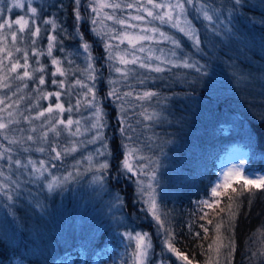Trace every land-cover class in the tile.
<instances>
[{
  "label": "trees",
  "instance_id": "trees-1",
  "mask_svg": "<svg viewBox=\"0 0 264 264\" xmlns=\"http://www.w3.org/2000/svg\"><path fill=\"white\" fill-rule=\"evenodd\" d=\"M242 2L245 6L233 11V0H207L210 5L221 8L224 15L220 19L226 23L230 21L231 32L219 22L212 31L209 22L197 17L195 23L202 40L200 51H196L182 34L170 30L171 35L181 39L183 48L178 50L181 56L187 54L190 62L198 61L204 66L201 72L172 65L162 73L133 67L135 72L129 74L127 81H121V74L113 69L114 60L109 59L104 38L92 31L95 26L90 19H74L73 0H47L43 6L37 5L36 21L42 31L39 37H30L26 32L24 48L29 50V64L31 68L44 66L46 83L39 86L42 91H61L59 99L66 106L76 107L77 96H80L81 104L77 108L83 113L91 109L86 103L91 95L85 98L86 88L75 85L74 81L80 78L94 87L104 113L102 131L109 150L107 193L98 194L97 186L91 183L92 173H85L63 190L50 194L39 182L30 183L26 174L16 172L13 178L23 183L11 214L1 197L0 217L3 220L7 216L8 221H14V227L0 226V264H121L129 260L130 254L124 249L126 238L121 234L125 231H148L155 250L161 248L164 233L146 211L147 205L140 201L135 176L129 179L122 168L129 148L139 149L134 154V165L140 162L141 156L159 162L157 191L161 219L165 221L164 227L175 234L173 243L180 252L194 263L206 264L211 260L214 264L216 253L208 247L216 236L214 226L223 222L221 232L228 236L231 223L236 243L232 264H264V256L255 255L264 249V192L256 190L236 200L232 208L236 215L231 221L227 196L219 198L220 204L214 208L205 206L203 212L197 204L211 197V188L220 179L221 162L237 149L247 152V173H264V139H261L264 135V0ZM81 16L88 15L81 12ZM48 18H54L61 26L55 33L51 25L43 23ZM50 33L58 35L62 41L56 43L52 57L46 53V37ZM31 39H36L37 44L31 45ZM84 42L91 45L94 81H89L83 71L88 64L80 47ZM18 44L16 42V46ZM32 47L45 54L32 55ZM14 56L20 59L22 53H14ZM54 57L60 59L64 76L52 75L56 69L51 63ZM35 75L38 77L41 73ZM53 78L63 80L65 87L52 84ZM139 80L144 83H138ZM25 82L24 95L29 102L19 105V111L24 114L39 95L35 91V79H25ZM9 83V89L0 88V97L11 96L20 86L19 80H9ZM114 87L121 94L119 100L109 97ZM144 91L157 95L150 100H139L137 94ZM126 92L132 95L123 96ZM56 102V97L40 99L38 108ZM144 109L150 113L154 111L158 118L144 119L141 115ZM25 124L29 125L27 121ZM23 126L21 120L10 127ZM63 136L51 140L64 144ZM7 143L4 141L5 145ZM14 147L19 149L21 159L35 157L34 152ZM92 151L94 144L71 156L81 157ZM13 156L17 158V153ZM114 195H119L123 201L122 210L115 213L122 219V226L113 222L109 211ZM37 204L43 205V210L36 207ZM204 212L208 215L201 219ZM208 220H212V224H208ZM201 224L208 228L207 234ZM197 232L199 237L195 236ZM219 259L220 264H225L223 250Z\"/></svg>",
  "mask_w": 264,
  "mask_h": 264
},
{
  "label": "snow or ice",
  "instance_id": "snow-or-ice-1",
  "mask_svg": "<svg viewBox=\"0 0 264 264\" xmlns=\"http://www.w3.org/2000/svg\"><path fill=\"white\" fill-rule=\"evenodd\" d=\"M29 6L28 11L33 14L32 17L25 18V16H18L15 20L4 19L6 13H11L13 8L25 7L23 0H0V29H7L8 35L0 32V88L9 89V80L24 81L25 79H35L37 82V88L35 91L39 93L36 99L38 104L40 99H50L52 97L57 98L55 104H49L46 108L39 110L35 113V117L32 115H24L23 112L19 111V105L25 100L24 96H19L18 99L13 100L12 97H16L17 93L21 91L18 86L15 91L11 93V96L0 97V136L3 140H0V161L4 162L0 164V197H3L6 203L4 207L9 209L11 214V208L15 207L16 200L19 198L20 190L22 188V181L20 179H14L16 172H20L21 175L27 176L30 183L44 182V186L48 192H54L56 190H63L64 187L74 181H77L85 173H92L91 183L95 184L98 194L107 193L108 176L107 172L110 167L107 155L108 146L105 142L106 138L103 135V128L105 124L103 122V109L100 107L99 101L96 99L95 90L93 86L85 84L84 80L76 78L74 84L86 88L87 91L83 93L86 98L91 95V99H86L87 105L94 109L92 116L94 122L86 129L87 131L95 130V134L86 143L95 144L98 141L102 147L97 149L96 152L89 153L86 158L81 160H75L70 169H65L60 175L53 174V169L57 168V162L63 165L65 159L72 154L78 152L81 146L86 147L85 142H77L71 140L68 143L61 144L59 140H49V133H54L55 137H60L62 134L60 125L65 126V129L70 136L81 135V127L79 120H73L69 117L67 120L61 118L62 113L65 111L71 112L73 107L65 108L64 104L60 102L62 96L61 91L55 92H44L39 86L46 83L44 73V66L39 68H31L29 64V50L27 47L21 48L16 46V42L19 38L18 33L27 34L30 37H39L41 34V27L35 19V15L38 13L36 7L31 6V0H28ZM74 4V19L80 21L82 19H90V22L94 27L92 31L101 38H106L108 43L105 44V48L108 49L109 59H118L120 65H136L139 64L141 68L149 69L155 73H162L166 69L161 65H172L174 67L194 68L197 72H201L203 65H200L198 61H191L187 54L181 56L178 50L183 48L181 39L175 35H170L164 31L160 26L167 25L172 29H176L177 32L182 34L183 37L187 38L191 42V46L196 50H201L202 40L200 30L196 26V18L202 17L204 21L209 22V27L212 31H215V24L219 22L224 28L231 32L229 27L230 21L225 22L220 19L224 13L220 7H215L207 3V0H125V2H116V0H89L87 7L91 8V15L82 17L81 16V0H73ZM245 6L242 0H233L232 9L233 11L238 8ZM112 9L113 13L110 14L105 12L104 9ZM117 10H124V16H117L115 12ZM127 10H135V14L128 12ZM195 13L196 16H193ZM105 21H114L116 25L124 26L123 31H118L115 27L108 28L105 30ZM158 22V24L156 23ZM45 25H51L52 33H55L58 27L54 18L44 19ZM13 25L16 27L13 29ZM135 31H131V30ZM82 35V33H81ZM47 49L46 53L49 57L53 56V48L56 43H62L59 41L58 35L48 34L47 35ZM12 41V44L7 43L8 40ZM112 41H118L117 44H113ZM127 41L131 48L125 50L123 53L116 51L113 53L114 48H119L120 44H124ZM155 41V42H167L171 45V48L167 53L163 48L159 49L160 54L157 55L156 51L149 46H145L142 42ZM31 45H36L37 40L31 39ZM86 54L88 61L86 69L83 71L87 73V79L94 81L96 79L93 74L95 71L94 64L92 61L94 57L91 54V45L88 42H84L80 45ZM63 51V49L61 48ZM32 55L39 57L45 54L44 51L39 50L36 47L31 48ZM137 52L146 54L144 56L137 55ZM14 53H22V59L24 63L20 62V59L15 58ZM131 56V59L128 57ZM9 63H5V61ZM39 63V61H37ZM53 65H56L55 72L52 73L55 76L59 73L61 76L65 75V70L61 67V61L59 58H53L51 60ZM23 69L22 72L19 70ZM117 73H121V81H127L129 74L135 72L134 68L127 67H115ZM36 72H40L41 75L38 77L35 75ZM52 84H58L60 88L65 87L63 80L57 81L55 78L51 81ZM116 84L117 81H112ZM138 83L143 84L144 80H139ZM27 87V84L23 85ZM110 96L121 99V94L117 88H113ZM123 96H131L132 92H126ZM157 93L153 91H144L142 94H137L139 100H150L156 96ZM6 101H10L6 103ZM81 104V97L77 96L76 107ZM31 107V104L29 105ZM144 119L152 121L158 118V114L149 112L144 109L141 113ZM42 123L38 126L40 129L39 135L37 133V126L34 125L33 121L41 119ZM21 120L27 121L30 125L28 134L24 135L25 129L17 128L12 129L10 126L18 125ZM76 125L75 131L73 132L72 126ZM130 127V126H129ZM123 132L124 129H121ZM20 133V135H17ZM261 139H264L262 135ZM7 141V145L4 144ZM37 144L35 151L40 153H47V159H41L36 161L31 156L25 159L19 158V149L14 146H19L24 152L31 151V145ZM139 149L129 148L122 161V168L128 178L131 179L135 176V182L137 185V192L139 199L147 205L146 211L151 214V217L156 221L157 227L163 230L164 233V244L168 253H170L179 264H194L193 260L180 252L174 246L175 234L170 228H165V221L161 219V212L159 207V196L160 193L157 191L159 188V178L157 171L159 168L158 160H153L150 157L139 158L140 162H132L135 159V153ZM17 153V158H14L13 153ZM97 157H104L103 160H98ZM144 161H148L144 163ZM246 161L240 160V163L233 164L226 170H222L220 173L219 181L211 188V197L208 200L198 201L197 204L200 207L201 212L204 211V207L211 209L220 204L221 197L227 196L229 200V221L235 218L236 213L232 211L233 204L236 200L246 195H252L256 190L264 192V173L252 172L247 173L244 165ZM50 177V179H49ZM233 184H238V187H233ZM231 189V194L229 193ZM237 208L239 205H236ZM36 207L43 210V205L37 204ZM123 201L119 195H114L109 205L110 214L113 216V222L117 226H122L123 221L120 217L116 216L115 213L122 210ZM221 211H224L221 209ZM207 212L201 219L207 217ZM208 224H212V220L207 221ZM7 225L14 227V221H8L7 216L3 220H0V226ZM204 233H208V228L201 224ZM223 222L216 223L214 226L216 236L215 239L209 244V249L214 250L216 253V260L214 264H220V255L222 254L225 259V264H232V259L236 249V243L234 240V229L229 223L227 229L229 235L225 236L221 232ZM122 237L126 238L132 251L129 254V260L127 262L121 261V264H150V257L152 255L153 244L151 235L148 232H133L125 231ZM196 237L200 236V233H195ZM255 255L264 256V249L258 250ZM251 259V258H250ZM160 264H164L163 261ZM206 264H213L211 260L207 261Z\"/></svg>",
  "mask_w": 264,
  "mask_h": 264
},
{
  "label": "rangeland",
  "instance_id": "rangeland-1",
  "mask_svg": "<svg viewBox=\"0 0 264 264\" xmlns=\"http://www.w3.org/2000/svg\"><path fill=\"white\" fill-rule=\"evenodd\" d=\"M23 2L25 4V7L23 9H21V8H13L11 13H6L5 14L4 19L15 20V18L18 17V16H25L26 19L29 18V17H32L33 14H31L28 11V6H29L28 0H23ZM110 2H111V0H110ZM116 2L123 3V2H125V0H116ZM45 3H47V0H31V6L36 7L38 9V11H39V8L37 7V5L43 6ZM88 3H89V0H81V6H82V9H83L81 12L87 14L90 17L91 8L87 7ZM104 11L108 12L110 14L113 13V10L112 9H108V8H105ZM127 11L131 12L132 14H135V10H127ZM14 12H16L15 15H13ZM37 14L35 15V19H36ZM125 14L126 13H125L124 10H117L115 12V15H117V16H124ZM0 22H3V21L0 20ZM156 23L158 24V22H156ZM15 27L16 26L13 25V29ZM95 27H98V25L95 26ZM111 27H115L118 31H123L124 30V26L116 25L114 21H105V30L107 31V29L111 28ZM160 27L164 31H166L168 34H170V35H171L170 30L177 31L176 29H172L171 27H169L167 25H161ZM131 31H135V30L133 29ZM0 32H3L5 35H8V30L7 29H0ZM25 35H26V32L24 34L18 33V37L22 36V38H19L17 40V42L19 43L17 47L24 48L25 41H26ZM104 41H105V44L108 43V40L106 38H104ZM9 42H11L10 39L7 41V43H9ZM112 43L115 45V44L118 43V41H112ZM142 43L146 47L151 45V47L156 51L157 55L160 54L159 49L163 48L165 50V53H167L169 51V49L171 48V45H169L167 42H159L158 43V42H155V41H151V42L150 41H145V42H142ZM105 44H104V46H105ZM129 48H131V46L128 45L127 41H125L124 44H120L119 45V48H114L113 49V53H115L116 51H119V52L123 53L125 50H127ZM137 55L144 56L146 54H141V53L137 52ZM21 57H20V62L24 63V61H23V59ZM128 58L131 59V56H129ZM113 60H114V67H113L114 70H115V67H127V68L135 67V68H138V69L141 68L139 66V64L122 66V65H120L118 59H113ZM7 62L8 61L6 60L5 63H7ZM161 66L165 67V69H166L170 65H161ZM142 69H144V68H142ZM146 70H149V69H146ZM118 74H121V73H118ZM19 82H20V86L19 87L21 88V91L17 93L16 97H12V99L15 100V99H18L19 96H24L25 100L23 102H21V104H23V103H25V101L29 102L28 98L24 95V91H25L26 87H24L23 85L26 84V82H25V80L24 81H19ZM109 97H111L112 99H116V98H114V97H112L110 95H109ZM39 106H40L39 102H38V104H37V102H34L31 107H29L28 109L26 108V111H25L24 115H32L33 117H35V113L37 111L43 109V108H38ZM64 106H65L66 109L69 108L70 106H72L73 110L71 112L65 111L64 113H62L61 118L64 119V116H66L67 119L69 117H71L74 121L75 120H79L80 121V125L79 126L81 127V133H82L81 135H78V136H70L69 133L67 132V130L65 129V126L60 125L58 127L62 131L61 136L65 135V137L63 136L64 137V142L68 143L71 140H76L77 142H85L86 143L88 140L91 139V137L94 135L93 133L95 132L94 129L92 131H87L86 130L90 126V124L94 122L93 116H92V113H93L94 109L91 108L88 112L84 111L85 113H83L79 108L74 107L73 105L66 106L64 104ZM31 109L34 110V112L31 113L30 112ZM33 123H34V125L37 126V133H35L34 135H39L40 129H39L38 126L42 123V118L34 120ZM22 124H24V126H23L24 128L23 129H25V132L23 134L26 135V134H28V129H30V127L32 125L25 124V121H23V120H22ZM75 128H76V125H73L72 126L73 132L75 131ZM54 137H55L54 133H49V140H51ZM90 144L91 143H86V146H88ZM29 145H31V149L32 150L27 152V153L34 152V154H35V157H32V159H34L36 161H39L41 159H47V153H40V152L35 151V148L37 146H39V145L32 144V142H29ZM101 147H102V145H101V143L99 141L97 143H95L94 144V152H96V150L101 148ZM83 148H85V146H81L79 151L83 150ZM94 152H93V154H94ZM246 156H247V152L244 151V150L238 149V150L234 151L232 154H230L226 159H224L221 162V164H220L221 171L222 170H226L227 168L231 167V165H233V164L240 163L241 159H244L246 161ZM86 157H87V155H85L84 153H83V156H81V157L73 158V156H69V157H67L65 159V161L63 162L62 166L60 165V162H57V168L52 170L53 174H56V175L62 174L65 169H70L71 168V166H72V164L74 163L75 160H81V159L86 158ZM97 159L98 160H103L104 157H97ZM108 162H109V160H108ZM244 167H245V165H244ZM49 179H50V177H49ZM39 183L43 186V188H45L44 182H39ZM49 193L52 194L53 192H49ZM0 210H1V197H0ZM0 219H1V217H0ZM136 232H148V231L138 230ZM148 233H150V232H148ZM151 239H152V235H151ZM162 242H164V236H163ZM152 244H153V250H152V255L150 257V264H160L161 261H163L164 264H179V262L176 260V258L173 257L170 253L167 252L165 244H161V248H158L157 250H155V244L153 242V239H152ZM124 245H125L124 249H127L129 252L132 251V248L129 246V243H128L127 239H126ZM119 251H121V250H119ZM194 264H198V263H194Z\"/></svg>",
  "mask_w": 264,
  "mask_h": 264
}]
</instances>
